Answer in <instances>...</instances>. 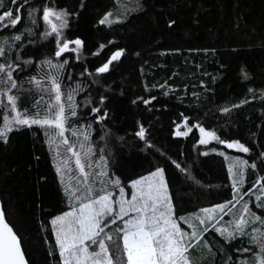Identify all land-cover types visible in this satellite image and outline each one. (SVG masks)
<instances>
[{"label":"snow or ice","instance_id":"obj_1","mask_svg":"<svg viewBox=\"0 0 264 264\" xmlns=\"http://www.w3.org/2000/svg\"><path fill=\"white\" fill-rule=\"evenodd\" d=\"M131 2L115 0L113 10L106 11L98 23L109 28L125 23L132 12L143 7L140 0L129 7ZM79 7H84L83 2ZM77 16L75 10L57 7L55 0H0V143L7 144L14 131L36 128L54 152L55 171L67 210L49 221L54 235V244L48 250L52 264H194L192 253L200 245L212 254L213 264H217V256L219 264H264V151L249 158L230 156L226 150L250 154L253 149L239 139L224 138L199 120L190 123V116L181 112L180 121H172L171 134L187 138L192 133L195 139L193 129L198 130L197 143L207 149L201 155L215 153L228 162L232 198L178 214L165 164L174 166L194 183L199 181L187 165L182 166L155 145L148 128L139 121L134 137L143 143L148 155L159 153L164 163L157 162L146 174L122 180L109 165L108 138L112 133L106 122L111 119V96L105 93L112 89L104 88L103 81L109 78L104 74L115 71L126 50L116 48L90 71L83 63L85 41L67 35L71 20ZM174 23L169 21V27ZM41 26L43 30L33 39ZM40 41L47 42L43 45L46 52L32 73L23 76L35 63L24 50ZM105 47L99 45L101 50ZM77 68L85 81L90 78V84L75 79L73 70ZM244 78L250 79L247 73ZM65 79L73 83L66 85ZM211 79L215 83L217 77ZM92 84L104 91L95 98L89 94L78 101L77 97ZM200 85L205 87L203 80ZM157 88L165 97L176 91L167 80L144 85L146 92ZM248 93L249 97L219 111L229 113L251 101L264 102V89L249 87ZM25 94L34 97L31 107L20 103ZM156 100L157 95H137L131 103L151 110L148 106L155 108ZM94 125L100 126L99 140L104 142L99 147L93 140ZM249 169L256 178L245 190ZM0 264H30L21 238L6 219L2 206Z\"/></svg>","mask_w":264,"mask_h":264},{"label":"trees","instance_id":"obj_2","mask_svg":"<svg viewBox=\"0 0 264 264\" xmlns=\"http://www.w3.org/2000/svg\"><path fill=\"white\" fill-rule=\"evenodd\" d=\"M81 2L83 8L79 7ZM55 3L57 7L78 12L70 22L67 35L85 41L83 63L90 71L116 48L126 50L115 71L104 74L109 78L103 81L104 88L112 89L111 93H105L111 96L110 103L106 102L111 119L106 123L112 133L108 138L112 171L126 181L146 174L157 162L164 163L159 153L148 155L143 143L134 137L139 121L148 128L152 142L182 166L187 165L199 181L194 183L174 166L165 164L178 214L230 200L228 162L215 153L201 155L207 149L197 143L196 129H193L195 139L192 133L187 138L174 137L172 121L179 122V114L183 112L190 116V123L199 120L224 138L239 139L253 149L250 154L226 150L229 154L249 158L264 151V102L251 101L229 113L219 111L249 97V87L264 89V0H140L141 10L132 12L125 23L111 28L100 25L98 20L106 11L113 10L115 0H55ZM133 3L135 0L129 7ZM169 21L175 23L169 27ZM42 30L43 26L37 29L33 39ZM46 43L40 41L25 48L35 63L23 76L32 73L39 63L41 54L46 52L43 47ZM101 44L106 45L102 50ZM95 52L99 55H92ZM78 73L79 68L73 70L75 79L85 81ZM244 73L250 79H245ZM212 76L217 77L215 83ZM165 80L176 89L167 97L160 95L159 88L151 92L144 89L145 84L150 86ZM201 80L205 87H201ZM64 83L73 81L65 79ZM85 83L90 84V78ZM104 88L92 84L77 100L82 102L89 94L95 98ZM193 92L198 96H193ZM137 95H157L153 102L156 107L149 105L151 110H147L142 104L133 105L131 100ZM33 100V96L25 94L20 103L31 107ZM94 128L93 140L99 147L104 143L99 140L100 126ZM255 178L249 169L245 190ZM0 199L6 219L21 238L30 264H52L48 250L54 244V235L49 221L67 209L42 131L36 128L14 131L7 144L0 143ZM228 219L226 216L225 220ZM192 257L194 264H213L212 254L203 245L196 248ZM219 260L217 256V264Z\"/></svg>","mask_w":264,"mask_h":264},{"label":"rangeland","instance_id":"obj_3","mask_svg":"<svg viewBox=\"0 0 264 264\" xmlns=\"http://www.w3.org/2000/svg\"><path fill=\"white\" fill-rule=\"evenodd\" d=\"M212 143H214V142H212ZM234 151H235V150H234ZM51 153H52L53 160H54V163H55V159H56V158H55L54 152H53V151H51ZM228 155H230V156H231V155H234V154H229V153H228ZM239 156H240V155H239ZM257 213L259 214V212H257Z\"/></svg>","mask_w":264,"mask_h":264},{"label":"water","instance_id":"obj_4","mask_svg":"<svg viewBox=\"0 0 264 264\" xmlns=\"http://www.w3.org/2000/svg\"><path fill=\"white\" fill-rule=\"evenodd\" d=\"M0 206H2L3 207V205H2V202H1V199H0ZM6 217V216H5Z\"/></svg>","mask_w":264,"mask_h":264}]
</instances>
